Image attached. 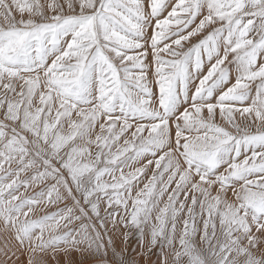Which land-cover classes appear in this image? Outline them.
<instances>
[{"label": "snow or ice", "instance_id": "1", "mask_svg": "<svg viewBox=\"0 0 264 264\" xmlns=\"http://www.w3.org/2000/svg\"><path fill=\"white\" fill-rule=\"evenodd\" d=\"M141 260L264 264V0H0V264Z\"/></svg>", "mask_w": 264, "mask_h": 264}, {"label": "bare ground", "instance_id": "2", "mask_svg": "<svg viewBox=\"0 0 264 264\" xmlns=\"http://www.w3.org/2000/svg\"><path fill=\"white\" fill-rule=\"evenodd\" d=\"M132 247L133 245L131 244L129 250H131ZM141 264H144L143 260H141Z\"/></svg>", "mask_w": 264, "mask_h": 264}, {"label": "rangeland", "instance_id": "3", "mask_svg": "<svg viewBox=\"0 0 264 264\" xmlns=\"http://www.w3.org/2000/svg\"><path fill=\"white\" fill-rule=\"evenodd\" d=\"M130 245H131V244H130ZM132 245H133V247L135 246L134 242H132ZM137 251H139V249H137Z\"/></svg>", "mask_w": 264, "mask_h": 264}]
</instances>
